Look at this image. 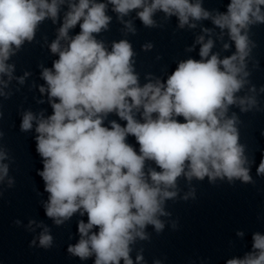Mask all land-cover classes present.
I'll use <instances>...</instances> for the list:
<instances>
[{
  "label": "clouds",
  "instance_id": "1",
  "mask_svg": "<svg viewBox=\"0 0 264 264\" xmlns=\"http://www.w3.org/2000/svg\"><path fill=\"white\" fill-rule=\"evenodd\" d=\"M203 4L204 0H0V76L9 81L15 67L7 63L9 58L25 41H33L45 19L56 23L67 5L50 44L58 59L41 73L47 88L41 86L39 91L47 92L52 114L27 111L20 130L31 131L35 122V151L43 159L38 175L48 193L42 201L46 216L57 226L76 213L87 216L86 223H78L80 239L67 249L82 261L94 257V264H143L142 254L133 261L131 246L137 239L149 240L148 225L157 233L163 231L159 217L170 215L165 202L177 197L181 177L189 184L206 177L212 184L217 179L256 183L250 175L255 161L241 143L242 121L236 112L229 113L232 106L241 113L264 111L255 95H238L250 83L246 61L256 44L249 31L253 25H264V0H229L223 12L210 11ZM109 5L133 34L132 20H124L132 12L148 28L160 26L154 19L158 12L165 20L175 16L180 29H195L197 22L210 20L220 29L221 41L227 33L235 52L223 57L214 52L215 41L205 40L213 29L202 28L204 35L195 41L200 59L180 61L166 81L148 76L141 85L129 41H114L109 50L97 39L112 20ZM77 25L79 33L69 35ZM143 47L149 50L152 45ZM229 48V43L222 44L223 51ZM28 75L17 79L23 84ZM0 85L6 87L7 82L0 79ZM248 91L256 93V87ZM259 91L264 93V87ZM110 114L126 123L110 120L106 126ZM3 135L0 132V138ZM129 136L135 138L138 150L127 141ZM7 159L9 152L0 145V161ZM8 172L9 165L0 163V182L7 178L6 186L12 188L15 180L8 178ZM256 173L264 177V153ZM189 196L195 198L194 188L183 199ZM33 223L30 220L29 226ZM41 226L39 245L48 249L54 238L47 226ZM236 234L244 236L242 231ZM226 264H264V235L253 233L252 251Z\"/></svg>",
  "mask_w": 264,
  "mask_h": 264
}]
</instances>
